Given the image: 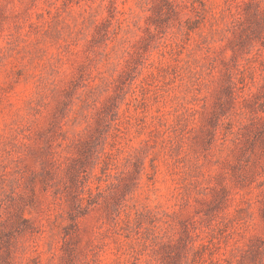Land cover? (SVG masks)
I'll return each instance as SVG.
<instances>
[{
    "label": "rangeland",
    "instance_id": "obj_1",
    "mask_svg": "<svg viewBox=\"0 0 264 264\" xmlns=\"http://www.w3.org/2000/svg\"><path fill=\"white\" fill-rule=\"evenodd\" d=\"M0 264H264V0H0Z\"/></svg>",
    "mask_w": 264,
    "mask_h": 264
}]
</instances>
